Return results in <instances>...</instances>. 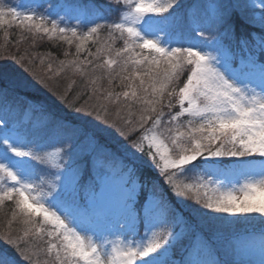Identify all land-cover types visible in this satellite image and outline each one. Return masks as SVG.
I'll return each instance as SVG.
<instances>
[{"label": "snow or ice", "instance_id": "obj_1", "mask_svg": "<svg viewBox=\"0 0 264 264\" xmlns=\"http://www.w3.org/2000/svg\"><path fill=\"white\" fill-rule=\"evenodd\" d=\"M109 5L119 6L118 20L106 19ZM69 8L77 23L67 13L0 3L4 50L12 26L33 44L46 37L75 46L59 60L27 50L11 56L33 78L16 86L49 88V80L72 69L82 87L65 107L99 129L85 132L54 113L39 128H22L8 117V89L0 88V206L12 203L0 240L29 264H41V255L48 257L43 264H165L191 232L180 264H264V0H220L187 26L180 0H88ZM7 78L0 69V81ZM71 91L72 84L64 88L65 100ZM105 131L123 141L115 151L101 143ZM84 141L91 167L104 174L82 183L77 158ZM141 157L181 208L156 180L141 202L148 184L140 179ZM13 222L22 235H13ZM141 224V242L121 238L137 236ZM0 264H16L7 249Z\"/></svg>", "mask_w": 264, "mask_h": 264}, {"label": "trees", "instance_id": "obj_2", "mask_svg": "<svg viewBox=\"0 0 264 264\" xmlns=\"http://www.w3.org/2000/svg\"><path fill=\"white\" fill-rule=\"evenodd\" d=\"M21 1H31V0H21ZM88 0H49V3H54L61 6L65 9L64 14H68L72 17L71 23H77L75 19L77 13L72 11L69 8V5H73L75 3H87ZM220 0H180L181 8H180V16L181 23L184 26H187L190 23L191 19L203 20L205 13L207 11V7L209 4L218 3ZM0 3H3L6 6H18V0H0ZM93 3L97 5H105L107 0H93ZM119 6L109 5L108 10L105 12L106 19L108 21H116L119 19L120 12L118 10ZM252 31V29H250ZM255 31H259L255 29ZM4 30L0 29V56L7 57V59H0V69H5L8 73V78L0 81V88L8 89V97L7 102L9 105L8 117L19 123L22 128H39L43 125L47 119L48 113H54L57 117H62L67 120H71L77 124L83 126L85 132H97L99 129L92 124L90 121L92 118L87 117L81 119L78 114H75L71 111L69 107H65V104L71 105L76 103L77 101L73 100L74 93L82 87L81 78L78 75L73 73L72 69H67L65 72L61 73L60 76L54 77L49 80V88H44L40 85L30 83L28 87L20 88L16 86L15 81L26 79L31 82L33 80L32 76L25 72L23 68L17 64L10 58L13 55H17L19 53H23L24 50L28 52H49L57 60L64 59L65 57L62 55L63 51L67 49L70 53L75 51V46L71 49H68L67 45L63 44L59 41H49L46 37L41 39L39 37L35 38V43L33 44V37L26 33L21 32V30L15 26H12L8 29L9 39L11 43L7 45V49L4 50L2 47L5 44ZM219 33H217L218 35ZM24 36V39L17 43L18 39L21 36ZM240 33L237 31V37H239ZM101 39H103V34L101 35ZM223 42L228 45L231 44L232 41L228 37H222ZM120 42L117 41V45L119 46ZM92 48V51H95V47L93 45H89ZM83 55L81 59H83ZM68 59H72L71 56ZM47 63V59L45 61ZM234 66H238L237 60L233 61ZM55 68L56 65L53 64ZM36 72L38 75H43L47 80V76L50 75L46 73L43 66L39 64L36 65ZM74 81V83H73ZM105 87H107V82L102 81ZM69 84H72V91L67 93V100H65L62 95L63 90ZM116 91H122L123 89L120 87H116L114 85ZM28 97V101H24L23 98ZM31 101L38 102L37 106L31 103ZM30 105V106H29ZM31 108L29 111L31 112V116L28 120H23L22 115L25 112V108ZM112 105H109V110H112ZM4 111V101L0 100V114H3ZM106 127V126H104ZM104 139L101 140L102 144H105L107 147L111 148L113 151L116 150L117 145L123 143L118 137L112 135L109 131H105L102 133ZM83 152L77 158V163L81 166L83 172L82 183L88 181L89 179L99 180L100 177L104 174V170L95 171L94 168L91 167L89 161L91 159L90 153L92 152V148L88 145L87 141H84L82 144ZM141 164H138L137 167L141 169L140 171V179L147 180L148 184L144 187L140 192V200L141 202L148 196L151 191V181L156 180L159 181V187L163 189L164 193H166L167 199L172 202L173 205H176V208H181V205L177 204L176 197L168 190V187L165 185L162 178L158 177L154 171H152L149 167L146 166V157H141ZM234 159V158H233ZM12 211V203L5 202L3 206H0V232H3L8 227L7 221L11 217ZM157 213H159L160 208L157 205L156 208ZM187 214V213H185ZM13 235L20 234L18 230L20 225L17 222L12 223ZM259 227V224L256 225ZM178 230V229H176ZM228 227L224 226L221 231L227 235ZM193 235L191 232H187L184 236L181 237L180 241H178L175 246L171 250V254L169 257L165 259V264H172L173 261H176L177 264H180L188 255V250L190 245L193 242ZM7 249V251L15 258L16 264H29L28 261L24 260L23 257L19 256L17 252H15L10 245H7L5 242L0 240V250ZM221 258H225L223 256V251L219 253ZM48 257L43 255L40 256L41 264H43L44 260H47ZM230 259V257L228 258Z\"/></svg>", "mask_w": 264, "mask_h": 264}, {"label": "rangeland", "instance_id": "obj_3", "mask_svg": "<svg viewBox=\"0 0 264 264\" xmlns=\"http://www.w3.org/2000/svg\"><path fill=\"white\" fill-rule=\"evenodd\" d=\"M49 5H52V7L50 8ZM16 7L18 8H21V9H29V8H33L35 9L37 12H40V13H46V14H49V15H52V16H57V15H65V9H63V7L61 6V8L54 4V3H49V0H31V1H21V0H18V6H17V3H16ZM211 50V49H209ZM237 62H238V66H234V67H240V62H239V59H236ZM30 106V105H29ZM29 109L31 108H25V112L24 114L22 115V118H24L23 120H28L29 117L31 116V112L29 111ZM11 155V154H10ZM13 159H18V158H15L13 157ZM102 171V169L100 168H96L95 171ZM37 171L38 172H42L43 169H42V166L38 167L37 168ZM144 233V227H143V224L140 225V229H139V234L137 236H132L130 234L128 235H125L123 237H121L126 243L131 241L133 243H138V242H141V237ZM89 235H92L91 233H89ZM95 238V237H93ZM110 247V246H109Z\"/></svg>", "mask_w": 264, "mask_h": 264}]
</instances>
